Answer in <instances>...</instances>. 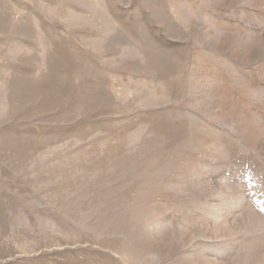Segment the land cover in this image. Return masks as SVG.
<instances>
[{
	"label": "rangeland",
	"instance_id": "1",
	"mask_svg": "<svg viewBox=\"0 0 264 264\" xmlns=\"http://www.w3.org/2000/svg\"><path fill=\"white\" fill-rule=\"evenodd\" d=\"M0 264H264V0H0Z\"/></svg>",
	"mask_w": 264,
	"mask_h": 264
}]
</instances>
